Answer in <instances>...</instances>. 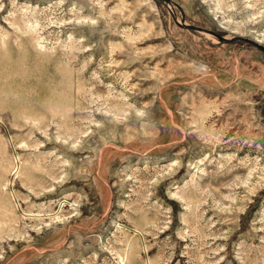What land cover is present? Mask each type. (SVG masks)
<instances>
[{"label": "rangeland", "instance_id": "374dc122", "mask_svg": "<svg viewBox=\"0 0 264 264\" xmlns=\"http://www.w3.org/2000/svg\"><path fill=\"white\" fill-rule=\"evenodd\" d=\"M262 47L264 0H0V264H264Z\"/></svg>", "mask_w": 264, "mask_h": 264}, {"label": "water", "instance_id": "95a60500", "mask_svg": "<svg viewBox=\"0 0 264 264\" xmlns=\"http://www.w3.org/2000/svg\"><path fill=\"white\" fill-rule=\"evenodd\" d=\"M164 1H166V2H170L171 0H164ZM190 27L193 28V29H197V30H201V31H205V32H208V31H209V30L202 29V28H199V27L194 26V25H191ZM210 32H211V31H210ZM262 49L264 50V47H262Z\"/></svg>", "mask_w": 264, "mask_h": 264}]
</instances>
